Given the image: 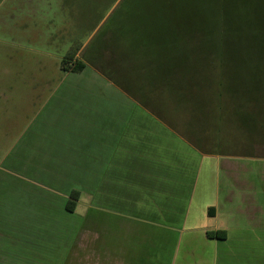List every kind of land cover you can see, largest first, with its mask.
<instances>
[{"label": "crops", "instance_id": "crops-1", "mask_svg": "<svg viewBox=\"0 0 264 264\" xmlns=\"http://www.w3.org/2000/svg\"><path fill=\"white\" fill-rule=\"evenodd\" d=\"M68 1L0 0V177L14 179L0 187V264H264V155L202 153L110 80L156 121L103 125L81 115L82 121L60 126L53 120L58 116V59L73 40L68 33ZM99 95L82 88L59 96L65 97L63 105L67 97L73 99L69 103L76 108V119L77 108L81 113L86 109L82 99ZM69 129L105 131L91 144L81 143L83 134ZM25 130H30L27 146L33 149L24 159L30 162L27 168L19 171L12 162L23 159L11 160L9 145L20 134L24 137ZM127 139H134L136 146L123 145ZM258 143L264 144V138ZM75 145L83 146L81 158L75 157L79 154ZM63 154L68 156L65 160L99 162L97 208L111 209L114 215L112 237L104 233L98 248H44L37 228L29 227L30 234L21 229L24 224L41 225L42 208H51L42 199L44 186L36 162H57ZM133 160L144 161L146 178L140 184L136 176L130 177L137 173L135 164H124ZM180 172L189 177L188 185L177 176ZM165 181L174 185L165 186ZM123 184H128L125 193ZM107 185L112 186L109 198ZM193 188L202 189L196 202L191 200ZM208 232L220 238H210ZM106 239L112 248H106Z\"/></svg>", "mask_w": 264, "mask_h": 264}, {"label": "trees", "instance_id": "trees-1", "mask_svg": "<svg viewBox=\"0 0 264 264\" xmlns=\"http://www.w3.org/2000/svg\"><path fill=\"white\" fill-rule=\"evenodd\" d=\"M124 1L128 4L122 11V21L112 29L115 38L106 34L99 46L86 52L101 74L202 153L252 154L254 147L260 145L258 138H264V94L256 87L248 92L252 85L244 90L243 85L233 84L232 75L240 78L241 69L221 61L224 52L217 50L215 41L217 36L227 34L248 37L264 48V0H237L232 25L226 16L228 0ZM77 51L63 58L62 72L82 73L86 69L88 64L77 58ZM151 56L157 62L144 65ZM135 60L142 63L143 71H150L142 93L128 83L122 84L123 79L134 84L129 76L135 71ZM208 75L217 77L215 85L211 81L209 89L198 94ZM155 77L159 79L156 84ZM206 99L208 106L203 102ZM194 119L198 121L195 123ZM235 138L239 140L237 149L232 142ZM224 141L228 147L222 149ZM78 197L75 192L74 200L66 205L68 212H75ZM208 236L220 238V234L212 232ZM224 237L225 233L221 238Z\"/></svg>", "mask_w": 264, "mask_h": 264}, {"label": "rangeland", "instance_id": "rangeland-1", "mask_svg": "<svg viewBox=\"0 0 264 264\" xmlns=\"http://www.w3.org/2000/svg\"><path fill=\"white\" fill-rule=\"evenodd\" d=\"M69 10L67 16V25L69 30V37L72 34V42L68 41V50L62 49V58L58 59V63H61L62 59L67 54H72L77 51L79 53V59L85 61L89 67L88 70L84 71L81 74L77 75H65L66 73L59 71V81H58V104L56 109L58 108V116L53 118L57 123L61 125H65L62 123L65 122H76L82 121L80 116L82 115L83 120L95 119V121L102 122V124L106 125L109 121L113 123L120 124L122 122H133L134 125L137 123H141L142 121L149 120L156 121L152 119V117L146 113L141 106L126 96L123 92L119 91L118 88L113 85L109 80H107L101 72L98 70L96 62L93 61L86 52L91 49L92 51L99 46V43L102 42L104 36L106 34H110V36L114 39L116 36L115 31L112 29L116 26L118 27V23L121 22V14L122 11L125 10L127 6V1L124 0H69ZM228 8L226 12V16L229 21V25H232V20L234 19V15L236 14L233 10L235 4H237V0H228ZM61 15V14H60ZM63 20V17L59 18ZM125 19H123L124 21ZM127 22L123 23L126 25ZM117 24V25H116ZM120 24V23H119ZM70 28V29H69ZM118 37V36H117ZM116 37V38H117ZM69 39V38H68ZM215 44L217 50H222L224 52L221 61L226 63H230L232 66L239 67L241 69L240 78L236 79L235 75H232L233 84L241 87L246 90L249 88V85H252L251 89L248 92H251L254 87L258 88L259 92L264 94V48L260 46H256L248 37H238V36H227L224 34L222 37L216 38ZM81 48L83 51H81ZM87 48V50H85ZM103 48V47H102ZM115 48V47H114ZM216 50V49H215ZM216 50L217 54L218 51ZM81 51V52H80ZM103 51L106 53L105 49ZM148 63H143L144 65H149L151 61L157 62V59L154 56H151V59H147ZM228 62V63H227ZM152 64V63H151ZM61 65V64H60ZM59 65V67H60ZM135 71L130 74L131 80L134 81V84L129 82L126 79H123L124 85L128 83L133 86V88H137L142 93L147 88L149 77L147 73V69L145 71L142 70V63L138 60H135L134 63ZM157 66V63L156 65ZM153 66H149V69H152ZM253 68H258L259 70H253ZM206 83H204V88H201L198 94L206 92L209 88L210 82L213 81V85L217 81V77L215 75L206 76ZM240 81V85H238L237 81ZM177 83L179 82V78L176 79ZM125 82V83H124ZM158 77H155L154 83H158ZM130 86V88H131ZM84 89V90H93L96 94H100L99 96H87L83 104V109L85 112L81 113V109L77 108L78 117L73 119V114L76 108L70 106V102H72L71 97H67L66 103L63 105V99L65 97H60L61 92L67 90L70 91L74 89ZM117 88V89H116ZM136 91V90H135ZM254 91V90H253ZM79 93V92H78ZM84 97V96H83ZM88 100V101H87ZM162 100V99H161ZM183 102V100L181 101ZM206 106L209 105L207 99L203 101ZM88 103V104H86ZM140 103V102H139ZM186 104V102H183ZM157 104V103H156ZM87 105V106H86ZM93 105H95L93 107ZM86 106V107H85ZM75 109V110H74ZM95 110V111H94ZM100 110V111H98ZM93 111V112H92ZM92 112V113H90ZM76 116V115H75ZM44 117V114H43ZM99 117V119H98ZM113 118V120H111ZM145 118V119H144ZM116 120V121H115ZM195 123L198 121L194 119ZM202 125H203V120ZM90 122V121H87ZM200 122V120H199ZM207 122V120H206ZM29 125V122H27ZM59 124V125H60ZM123 124V123H122ZM27 125V126H28ZM60 125V126H61ZM121 125V124H120ZM216 125V123H215ZM204 128H207L204 127ZM28 130V129H26ZM25 130V132H26ZM70 133L74 134L76 132H81L85 138H80L79 140L82 142H90L91 144L95 142L98 138L99 132H103L105 130L98 129H69ZM31 132H34L31 130ZM61 132V130H58ZM107 132V130H106ZM109 132V131H108ZM107 132V134H108ZM139 132V131H138ZM30 130L20 134L14 141L10 142L9 145V153L10 159H23L22 161L13 160L12 163L16 164L17 169L21 171L23 168H27L28 163L26 162V153H31L32 147L27 146V140L29 138ZM236 137V135H235ZM16 140V141H15ZM238 138H235L234 148L237 149L239 146L236 145L238 143ZM123 145L129 144L134 148L136 144L134 143V139L130 141L127 139ZM264 144L261 146L254 147V153L256 155L263 156L264 155ZM45 146H42V148ZM228 146L225 144V141L222 143V149L227 148ZM69 148V147H68ZM75 150L78 151L79 157L80 154H83V146H74ZM91 151L94 150L93 147L90 148ZM97 151V150H96ZM61 153H65V150H59ZM135 152V150H134ZM129 153V152H128ZM133 153V151H132ZM126 155V154H125ZM125 155L123 158H125ZM66 157L59 156L57 162L52 161H38L36 162V166L40 173L39 181L44 186L42 199L43 201L50 202L49 209L42 208V224L41 225H23L21 229L24 233H29V227H35L38 230L36 234L41 236L44 240H42V246L44 248H58L61 250L75 248V249H93L98 248V238H100L101 242L103 241V235L105 233L106 236L112 237V220L111 216L114 215L111 209H98V198L99 193L97 191V180H98V161L96 159L91 161H85L81 159L75 160H65ZM112 164L113 162H109ZM130 163L135 164L136 172L135 175L132 173L130 177L134 178L136 176L137 182H143L146 178V170L142 167L144 164L143 160H138L135 162H124L125 165H129ZM86 174H83L82 168L85 166ZM108 165V162H107ZM124 166V165H123ZM138 167V168H137ZM124 168V167H123ZM88 172V174H87ZM152 172V171H151ZM124 174V170L122 172ZM190 175V172L188 173ZM177 176L184 179L185 185L186 180L189 177L186 173L180 172ZM108 179V178H107ZM167 179V176L164 177ZM174 178L171 177V181L174 182ZM180 179V178H179ZM156 180V179H155ZM14 181L13 178L6 177L3 179L0 177V187H6L11 185ZM20 181V180H19ZM10 182V184H9ZM21 182V181H20ZM168 184H167V183ZM22 183V182H21ZM126 184V181L123 182ZM165 186L174 185L169 184L168 181H165ZM121 185V190L125 193L127 185ZM112 186L107 185V190L109 192L106 193L107 198L111 192L110 188ZM137 187H140L137 184ZM194 187V186H193ZM47 188L51 189V191H45ZM75 192H78L79 197L77 200V208L75 212L70 213L66 209V205L70 200H74ZM140 195V193H138ZM202 189H197L194 191L192 189L191 200L197 201V198H201ZM167 196V195H165ZM178 196V194H177ZM168 197V196H167ZM178 198V197H177ZM1 200V199H0ZM140 200H142L140 198ZM165 200V198H164ZM50 217V218H49ZM48 218L50 220H48ZM165 219V218H164ZM163 219V220H164ZM169 220V219H168ZM171 224V223H169ZM168 225V224H167ZM20 227V226H19ZM143 229V228H141ZM98 233H100V237H98ZM102 233V234H101ZM30 234V233H29ZM124 237V232H123ZM51 239V240H49ZM106 248L111 247L112 245H108V239H106Z\"/></svg>", "mask_w": 264, "mask_h": 264}]
</instances>
